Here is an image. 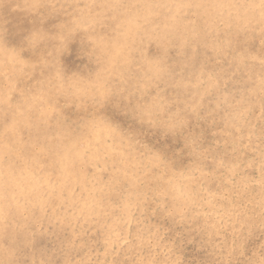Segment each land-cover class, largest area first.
<instances>
[{"label":"clouds","instance_id":"1","mask_svg":"<svg viewBox=\"0 0 264 264\" xmlns=\"http://www.w3.org/2000/svg\"><path fill=\"white\" fill-rule=\"evenodd\" d=\"M0 264H264V0H0Z\"/></svg>","mask_w":264,"mask_h":264},{"label":"rangeland","instance_id":"2","mask_svg":"<svg viewBox=\"0 0 264 264\" xmlns=\"http://www.w3.org/2000/svg\"><path fill=\"white\" fill-rule=\"evenodd\" d=\"M65 63L71 69L76 65L77 62L74 59V56H70L65 58Z\"/></svg>","mask_w":264,"mask_h":264}]
</instances>
